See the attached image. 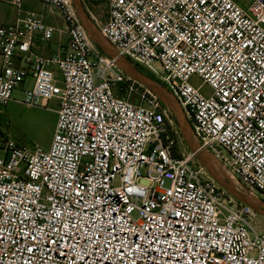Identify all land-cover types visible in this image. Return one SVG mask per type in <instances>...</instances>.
Instances as JSON below:
<instances>
[{"label": "built area", "instance_id": "2783aa9c", "mask_svg": "<svg viewBox=\"0 0 264 264\" xmlns=\"http://www.w3.org/2000/svg\"><path fill=\"white\" fill-rule=\"evenodd\" d=\"M107 1L104 40L173 95L218 172L264 198V0ZM0 2L16 8L0 22V105L28 77L21 104L59 101L49 150L2 148L0 264H264L258 213L214 181L158 96L98 49L73 0H40L68 36L51 55L36 44L56 29L25 0Z\"/></svg>", "mask_w": 264, "mask_h": 264}, {"label": "rangeland", "instance_id": "374dc122", "mask_svg": "<svg viewBox=\"0 0 264 264\" xmlns=\"http://www.w3.org/2000/svg\"><path fill=\"white\" fill-rule=\"evenodd\" d=\"M81 1L95 24V27L98 28L97 23L99 24L104 22L107 17L108 1ZM234 1L241 7L247 8L253 0ZM24 3L29 4H26L24 9L27 8L28 10H35L37 13L41 14L44 18L45 24L54 26L57 29L64 28L63 20L56 14H50L47 8L39 0H25ZM15 14L16 8L14 6H11L6 2H0L1 23H11L14 20ZM61 38L62 35L59 31L56 33L52 43L55 40L59 41ZM138 69L149 79L152 76L151 73L139 66ZM150 80L164 86L156 78H154V80ZM32 82L31 77H28L23 84L13 91L11 102H9L6 106L0 105V157H3L2 148L8 141H13L19 145L29 148L38 146L44 150H49L51 146L58 119L57 111L59 109V101L57 99H51L48 103L47 109L41 107H27L21 104L24 100L23 91L30 88ZM189 83L194 88L199 89V91L204 95L211 93L210 87L206 85L198 76H192ZM132 100L138 101L139 98L136 95H133ZM175 122L177 124L176 120ZM168 185L169 183L166 182L165 186L167 187ZM251 192L254 197L264 201L263 196L258 191L251 190ZM262 211L264 212L263 209ZM251 225L255 227L258 232L264 231V217L257 214L255 219L251 220Z\"/></svg>", "mask_w": 264, "mask_h": 264}, {"label": "water", "instance_id": "95a60500", "mask_svg": "<svg viewBox=\"0 0 264 264\" xmlns=\"http://www.w3.org/2000/svg\"><path fill=\"white\" fill-rule=\"evenodd\" d=\"M76 10L79 13L83 24L92 41L107 56L116 59L119 67L133 80L140 83L148 90L153 92L172 112L177 121L179 131L187 148L195 155L197 161L208 171L214 181L229 195L239 202L251 207L259 215L264 217V202L251 196L250 194L238 189L229 178H226L223 172H218L213 164L214 159L203 152L199 151L197 142L192 136L191 125L185 116V113L179 102L173 95L161 84L152 82L146 77L134 64L123 58L111 45L103 38L101 32L93 23L86 8L81 0H73Z\"/></svg>", "mask_w": 264, "mask_h": 264}, {"label": "crops", "instance_id": "0c3cea01", "mask_svg": "<svg viewBox=\"0 0 264 264\" xmlns=\"http://www.w3.org/2000/svg\"><path fill=\"white\" fill-rule=\"evenodd\" d=\"M27 5H29V4H27ZM25 10H28V9L25 8ZM28 11H35V10H28ZM14 20H15V17H14ZM49 26H51V25H49ZM51 27H54V26H51ZM55 29H56V32L54 33L53 37L49 41H38L37 42V44H36V51L38 53L43 54V55H51V54L55 53L60 48L61 45H65L68 42V36L64 32H61V31H63V28H61V29L55 28ZM59 31H60V33L62 35V38L59 41L55 40L52 43L53 39L56 36V33L59 32Z\"/></svg>", "mask_w": 264, "mask_h": 264}, {"label": "bare ground", "instance_id": "6f19581e", "mask_svg": "<svg viewBox=\"0 0 264 264\" xmlns=\"http://www.w3.org/2000/svg\"><path fill=\"white\" fill-rule=\"evenodd\" d=\"M213 166L214 167H218L219 168V166H218V164L216 163V162H214V164H213ZM221 170V169H220ZM222 171V170H221ZM225 175V177H226V174H224ZM226 178H228V177H226ZM229 179L231 180V182H232V179H231V177H229ZM238 189H240V190H242L238 185H236L234 182H232Z\"/></svg>", "mask_w": 264, "mask_h": 264}, {"label": "trees", "instance_id": "16d2710c", "mask_svg": "<svg viewBox=\"0 0 264 264\" xmlns=\"http://www.w3.org/2000/svg\"><path fill=\"white\" fill-rule=\"evenodd\" d=\"M154 78H155V77H154L153 75L150 77V79H152V80H154Z\"/></svg>", "mask_w": 264, "mask_h": 264}]
</instances>
